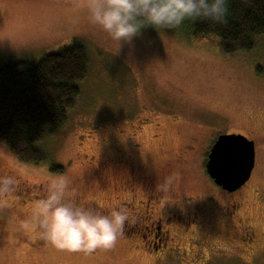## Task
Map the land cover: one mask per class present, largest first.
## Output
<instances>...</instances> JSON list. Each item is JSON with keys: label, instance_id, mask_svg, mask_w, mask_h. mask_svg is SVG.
I'll use <instances>...</instances> for the list:
<instances>
[{"label": "rangeland", "instance_id": "obj_1", "mask_svg": "<svg viewBox=\"0 0 264 264\" xmlns=\"http://www.w3.org/2000/svg\"><path fill=\"white\" fill-rule=\"evenodd\" d=\"M87 2L0 0V63L37 61L73 44L84 48L88 60L80 98L66 124L41 143L45 163L24 165L0 143L1 172L20 181L7 197L0 192V264H163L134 238H118L109 249L67 251L49 243L41 228H26L24 222L38 225L35 201L59 176L71 181V198L77 195V201L101 210L141 194L138 186H124L123 179L92 176L95 164L118 153L136 165L167 169L164 182L171 178V183L162 192L171 191L177 201L168 209L186 207L180 202L186 197L193 202L213 197L221 203L206 157L216 137L230 132H242L256 143L255 169L241 195L243 216L255 222L259 241L252 253L232 248L224 263L211 261L213 256L209 261L264 264V72H256L264 64V42L229 56L210 38H186L177 28L157 32L148 26L120 46L90 21ZM206 135L200 152L192 150ZM172 160L183 162L167 167ZM52 166L61 167L62 174L51 172ZM181 263L201 264L192 256Z\"/></svg>", "mask_w": 264, "mask_h": 264}, {"label": "trees", "instance_id": "obj_2", "mask_svg": "<svg viewBox=\"0 0 264 264\" xmlns=\"http://www.w3.org/2000/svg\"><path fill=\"white\" fill-rule=\"evenodd\" d=\"M177 29L186 38H210L224 55L250 52L256 41L264 42V0H229L225 23L189 20ZM87 70L86 52L78 44L33 62L0 63V143L20 163L39 166L47 161L41 143L66 124ZM256 72H264V64ZM50 170L62 174L59 166Z\"/></svg>", "mask_w": 264, "mask_h": 264}, {"label": "flooded vegetation", "instance_id": "obj_3", "mask_svg": "<svg viewBox=\"0 0 264 264\" xmlns=\"http://www.w3.org/2000/svg\"><path fill=\"white\" fill-rule=\"evenodd\" d=\"M230 134H240L253 142L254 167L248 181L233 192L223 190L208 176L216 185V190L213 191L221 195V203L216 202L213 197L206 199V202H193V198L186 197L180 201L187 202L186 207L177 205L175 209H168V203L177 201L171 195V191L163 193L159 188V185L164 183L167 169L152 170L147 165H136L131 158L119 153L95 164L92 176L105 179L113 176L118 181L123 179L121 183L125 184L124 186H138L141 191V194L132 193L126 200H122L124 202L120 201L118 205H113L123 207L127 213L129 212L128 220L118 238H134L138 244H141L139 246L143 250L163 264H182L181 260L184 261L191 256L195 262H201V264H210L211 256H213L211 261L217 260L224 263L230 259L232 248L238 250V253L240 251L246 254L252 253L254 246L258 244L259 237L254 227L255 222L243 216L246 206L241 190L250 182L255 169L256 143L242 132H230L226 135ZM220 135L208 147V157ZM206 137L207 135L200 143L201 148L192 145L191 149L199 153ZM92 161L95 162V160ZM182 162V160H172L167 167L174 168L175 163ZM206 162H208L207 157ZM6 175L12 174L2 173L0 170V176ZM19 185L28 187L26 182H21ZM130 191L134 189L130 188ZM2 196L7 197V193ZM78 199L77 195L72 198L77 204L98 209L92 202L83 204L77 201ZM206 205L213 206L212 210L206 209ZM109 210L103 211L107 213ZM181 238L183 241H180ZM185 243L187 246L183 245Z\"/></svg>", "mask_w": 264, "mask_h": 264}, {"label": "clouds", "instance_id": "obj_4", "mask_svg": "<svg viewBox=\"0 0 264 264\" xmlns=\"http://www.w3.org/2000/svg\"><path fill=\"white\" fill-rule=\"evenodd\" d=\"M229 0H88L90 21L114 41L131 43L142 29L157 32L176 29L185 21L226 22ZM71 181L65 176L51 179L42 198L35 201L38 225L29 221L24 227H39L49 243L67 251L91 252L112 248L128 220L127 210L114 207L105 213L75 203L69 195ZM171 178L159 185L166 191ZM13 175L0 176V192L15 190Z\"/></svg>", "mask_w": 264, "mask_h": 264}, {"label": "water", "instance_id": "obj_5", "mask_svg": "<svg viewBox=\"0 0 264 264\" xmlns=\"http://www.w3.org/2000/svg\"><path fill=\"white\" fill-rule=\"evenodd\" d=\"M254 144L240 134L220 135L210 150L207 173L223 190L233 192L250 178Z\"/></svg>", "mask_w": 264, "mask_h": 264}]
</instances>
